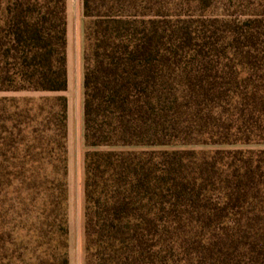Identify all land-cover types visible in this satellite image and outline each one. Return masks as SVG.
<instances>
[{"label": "trees", "instance_id": "trees-1", "mask_svg": "<svg viewBox=\"0 0 264 264\" xmlns=\"http://www.w3.org/2000/svg\"><path fill=\"white\" fill-rule=\"evenodd\" d=\"M94 3L83 0L86 264H264V12ZM67 87V0H0V93ZM67 121L63 95L0 98V264H69Z\"/></svg>", "mask_w": 264, "mask_h": 264}, {"label": "rangeland", "instance_id": "rangeland-1", "mask_svg": "<svg viewBox=\"0 0 264 264\" xmlns=\"http://www.w3.org/2000/svg\"><path fill=\"white\" fill-rule=\"evenodd\" d=\"M95 14L105 11L117 13L130 11L133 8L142 11H163L172 15H200L211 14L226 16L233 13L258 14L264 12V0H95ZM132 6V7H131ZM112 9V10H111ZM133 10V11H135ZM139 13V12H138ZM86 19L84 17L83 0H67V31L70 41V54L68 63V87L61 94L49 93H0L1 97L29 99L35 106L45 99L63 95L68 104L67 121V190H68V260L69 264H86L85 253V210H84V160L89 148L84 142L83 103L84 88L79 85L78 79V44L79 37H83ZM85 46V44H84ZM84 56V48H83ZM109 148H96L94 150H108ZM149 148H141L146 150ZM194 149H204L194 147ZM214 149V148H206ZM34 211V209H29ZM22 220H25L27 230L37 228L29 211L25 210ZM30 235V234H29ZM22 236V235H21ZM28 236V234H26Z\"/></svg>", "mask_w": 264, "mask_h": 264}, {"label": "crops", "instance_id": "crops-1", "mask_svg": "<svg viewBox=\"0 0 264 264\" xmlns=\"http://www.w3.org/2000/svg\"><path fill=\"white\" fill-rule=\"evenodd\" d=\"M79 44H78V56H77V63H78V79H79V85L83 84V76H84V56H83V48H84V39L83 37H79ZM70 54V41L68 38V31H67V56L69 57ZM68 63L67 61V73H68ZM69 77V74H68ZM69 81V80H68Z\"/></svg>", "mask_w": 264, "mask_h": 264}]
</instances>
